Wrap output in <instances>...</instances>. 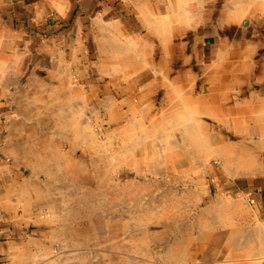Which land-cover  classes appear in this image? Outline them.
Segmentation results:
<instances>
[{"label":"crops","instance_id":"crops-1","mask_svg":"<svg viewBox=\"0 0 264 264\" xmlns=\"http://www.w3.org/2000/svg\"><path fill=\"white\" fill-rule=\"evenodd\" d=\"M88 76L84 94L74 79ZM90 114L116 138L95 156L111 144L119 167L210 179L199 209L201 194L170 188L199 211L181 261L264 264V0H0V264H42L35 230L61 227L42 209L64 212L15 164L53 162V133L90 142Z\"/></svg>","mask_w":264,"mask_h":264},{"label":"rangeland","instance_id":"rangeland-1","mask_svg":"<svg viewBox=\"0 0 264 264\" xmlns=\"http://www.w3.org/2000/svg\"><path fill=\"white\" fill-rule=\"evenodd\" d=\"M94 79L88 76L74 81L89 94ZM84 119L86 141L90 142H75L76 148H72L69 137L53 133L65 137L59 140L62 148L53 162L47 160L50 156L37 152L41 160L15 164L18 173L19 168L30 177L37 173L35 180L46 190L47 200L57 198L54 205L64 210L54 213L50 206L42 209L45 219L55 216L61 226L43 223L41 232L35 230V235L40 233L37 237L42 250L47 251L42 264H192L181 261L178 242L187 233L185 225L191 224L199 211L192 209L189 218L188 212H180L170 188L196 193L191 187L198 184L173 183L160 177L157 167L150 169L151 173L143 164L133 171L128 165L119 167L111 144L108 157L104 153L95 156L96 147L116 140L114 130L104 114H90ZM77 132L74 138L82 140V128ZM168 249L171 259L166 260L163 256Z\"/></svg>","mask_w":264,"mask_h":264},{"label":"water","instance_id":"water-1","mask_svg":"<svg viewBox=\"0 0 264 264\" xmlns=\"http://www.w3.org/2000/svg\"><path fill=\"white\" fill-rule=\"evenodd\" d=\"M15 87H13L14 89ZM11 104H12V107L14 108L15 107V97H14V92H12V95H11ZM192 190L198 192L199 194H201L202 196V201L201 203L199 204L198 206V209L200 207H204V206H207L210 204L211 200H212V197H213V191H212V187H211V184L208 180V178L206 177L205 179V182L200 184V185H194L191 187Z\"/></svg>","mask_w":264,"mask_h":264},{"label":"built area","instance_id":"built-area-1","mask_svg":"<svg viewBox=\"0 0 264 264\" xmlns=\"http://www.w3.org/2000/svg\"><path fill=\"white\" fill-rule=\"evenodd\" d=\"M86 91H87V89H86Z\"/></svg>","mask_w":264,"mask_h":264}]
</instances>
